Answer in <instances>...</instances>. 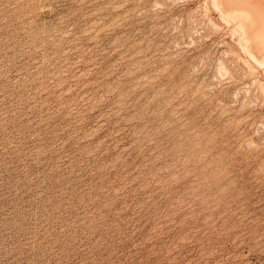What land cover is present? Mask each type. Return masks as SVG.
Masks as SVG:
<instances>
[{"label":"rangeland","instance_id":"374dc122","mask_svg":"<svg viewBox=\"0 0 264 264\" xmlns=\"http://www.w3.org/2000/svg\"><path fill=\"white\" fill-rule=\"evenodd\" d=\"M214 1L0 0V264H264V0Z\"/></svg>","mask_w":264,"mask_h":264},{"label":"bare ground","instance_id":"6f19581e","mask_svg":"<svg viewBox=\"0 0 264 264\" xmlns=\"http://www.w3.org/2000/svg\"><path fill=\"white\" fill-rule=\"evenodd\" d=\"M255 1V0H254ZM254 1H252V3L254 2ZM257 1V0H256ZM255 1V2H256ZM214 2H216V0L214 1ZM224 2V1H223ZM258 2V1H257ZM264 2V1H263ZM251 3V4H252ZM216 4V3H215ZM237 4V3H236ZM251 4H250V6H251ZM254 7L253 8H256V9H258L259 8V4H254L253 5ZM257 6H258V8H257ZM244 7V6H243ZM242 8V7H241ZM250 8V7H249ZM252 8V9H253ZM218 9V8H217ZM242 9H244V8H242ZM246 9V8H245ZM241 10V9H240ZM247 10V9H246ZM248 10H250V9H248ZM259 10V9H258ZM263 10V9H262ZM222 12V11H221ZM248 12H251V11H248ZM223 13V12H222ZM259 17H257L258 18V29L257 28H255L256 30H257V34L259 35V37H260V39H262V41L264 42V14L262 13V11H259ZM240 14V13H239ZM244 14V13H243ZM251 14H253V13H251ZM246 15V14H245ZM254 16H256V15H254ZM233 19H235V18H233ZM243 19V18H242ZM253 19V18H252ZM241 20V19H240ZM242 22H243V20H242ZM246 22V21H245ZM244 22V23H245ZM256 22V21H255ZM250 24V23H249ZM252 25V24H251ZM255 26V25H254ZM248 28H249V34H250V31H251V28L248 26ZM250 36L251 37H253V34H250ZM246 39V38H245ZM252 38H250V40H251ZM249 41V40H248ZM249 42H251V41H249ZM249 42H247V43H249ZM246 43V42H245ZM245 45H247V44H245ZM248 46V45H247ZM250 47V46H249ZM250 52H252L251 50H250ZM251 58V57H250ZM253 60V59H252ZM256 62V61H255ZM259 64V63H258Z\"/></svg>","mask_w":264,"mask_h":264}]
</instances>
